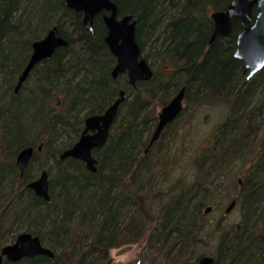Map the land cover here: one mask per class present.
<instances>
[{"label":"trees","instance_id":"1","mask_svg":"<svg viewBox=\"0 0 264 264\" xmlns=\"http://www.w3.org/2000/svg\"><path fill=\"white\" fill-rule=\"evenodd\" d=\"M114 2L121 15L137 19V42L154 70L151 80L135 86L126 74L113 78L116 58L101 16L91 32L66 0H0V252L15 241L18 234L11 232L20 222L54 252V258L5 264H109L111 250L139 238H147L155 256L132 264H198L209 252L215 264H264V68L249 80L234 57L240 22L228 38L208 45L214 29L209 10H225L231 0ZM55 26L68 45L37 64L16 93L32 44ZM182 87L189 105L219 103L229 115L195 158L196 179L164 191L158 179L171 171L167 164L159 170L163 154L155 150L184 110L148 149L157 125L153 106L166 105ZM123 89L126 98L111 135L94 151L97 173L80 160L61 161L87 116L103 113ZM58 136L66 142L54 148ZM26 147L36 151L20 177L15 160ZM245 150L247 167L235 171L233 163ZM49 151L57 172L46 202L27 184L34 180L37 156ZM228 178L232 192L223 202L236 201L240 219L226 227L223 215L210 227L206 220L217 206L212 203L227 190ZM141 207L151 211L152 220ZM210 239L212 251L203 248Z\"/></svg>","mask_w":264,"mask_h":264},{"label":"water","instance_id":"2","mask_svg":"<svg viewBox=\"0 0 264 264\" xmlns=\"http://www.w3.org/2000/svg\"><path fill=\"white\" fill-rule=\"evenodd\" d=\"M69 9L84 13V25L94 31V19L101 12L108 34L105 42L111 53L116 58V65L112 71L116 79L122 74H127L130 83L135 86L137 82L149 81L153 77V70L147 59L141 57V49L137 42V20L132 15L118 19V7L113 0H66ZM257 8L256 15L253 14ZM214 21V31L210 38L209 46L220 38H228L240 22L243 25L242 31L238 34L237 45L234 57L243 62L244 73L247 79L253 78L264 68V0H232L226 10L217 11L211 14ZM68 41L60 34L58 27L52 28L47 35L33 43V55L27 68L20 75L16 92L27 80L33 68L42 61L51 59L55 51L66 47ZM186 97V87L180 91L164 106L158 114V123L151 137L148 149L156 144L165 128L173 123L183 111ZM126 94L120 92L118 99L113 102L102 114L90 115L85 119V128L79 140L73 147L65 150L60 155V160L74 158L85 163L91 173H97L98 161L93 156V150L102 148L108 141L111 128L115 123L120 106L125 100ZM42 150V145L38 147ZM34 147H26L20 150L16 157V164L21 176L24 175L33 155ZM38 197L50 201L49 194V173L43 171L40 176L28 184ZM236 205L231 202L226 213H230ZM208 209L207 212H209ZM45 255L54 258V252L43 246L38 236L30 233H21L15 242L3 247L0 254V264L18 262L24 258H35ZM198 264H215V258L204 255L199 259Z\"/></svg>","mask_w":264,"mask_h":264},{"label":"rangeland","instance_id":"3","mask_svg":"<svg viewBox=\"0 0 264 264\" xmlns=\"http://www.w3.org/2000/svg\"><path fill=\"white\" fill-rule=\"evenodd\" d=\"M213 11L214 10H209L208 15H210ZM165 64L166 63L161 65V70L163 72L167 70L166 66H164ZM155 66L156 65H154V68ZM158 105L159 106L156 107L153 106V110L156 116L158 115V112L161 111V108L163 106H161L160 104ZM261 105L264 106L263 104ZM228 112L229 111L225 110V107L219 103L215 106L204 104L189 105L185 101V109L182 117L176 122L174 126H172L168 130L165 138L155 150V153L163 154L162 158L160 159L162 161L159 164V170L161 166L167 164L168 170L171 171V175H169V178L165 179L164 177H160L158 179L160 180V184L163 186L164 191L165 189L167 191L168 188H172V186H174L176 182L187 185L192 183L196 179V169L193 166L195 158L201 155L211 145L215 130L227 118V116L229 115ZM262 135H264V127L262 130ZM58 140L59 141H56V145H53L54 148L57 147V145L61 146L66 142L65 138H59ZM36 149H38V147H36ZM52 154L53 153L49 151L48 154H46L45 152L44 154H42V156H37V159L35 160L31 168L33 179H36L44 169L48 170L51 178H53L52 175L54 176L56 174L57 168L55 164V158H53ZM249 155L250 150L249 152H246V150L243 151V153L238 156L236 161L233 163L232 169L238 171L240 168L247 167V159L249 158ZM231 174L232 173H226L227 177L229 178L232 177ZM229 178L226 179L227 181L224 184V187H226L227 190L225 192H222V197H219L216 202L212 203L217 206L211 213L210 218L206 220V223L209 224L210 227L218 224L219 220L223 218V215H225V217L222 223H224L226 227L234 225L240 219L239 210L237 208L232 210L229 214H226L225 209L229 202L228 200L227 202H222L223 200H225V195L232 192L231 182L229 181ZM222 179L224 178L221 175L220 180ZM2 192L5 191L2 190ZM141 210L143 211V216H146L148 220H152V213L150 210L148 211L144 207H141ZM153 217L155 218V215ZM148 220L145 221L147 222ZM22 224L23 223L21 222L16 224L14 226L15 230L11 233L17 235L24 232L26 230V227L24 226V224ZM139 239L134 243L123 244L118 248L111 250L109 264H132L136 263L139 260H143L142 258L150 259L151 257H154L155 255H153L154 251L152 250V248L147 249L146 247L147 238H143L142 240ZM12 241L13 240L10 239L7 244L12 243ZM205 243L207 245H205L203 248L212 251L213 242L211 241V239L206 240ZM209 255L212 254L209 252Z\"/></svg>","mask_w":264,"mask_h":264},{"label":"bare ground","instance_id":"4","mask_svg":"<svg viewBox=\"0 0 264 264\" xmlns=\"http://www.w3.org/2000/svg\"><path fill=\"white\" fill-rule=\"evenodd\" d=\"M66 6H67V5H66ZM208 17L210 18V20H212V18H211L210 15H208ZM212 22H213V24H214V21H213V20H212ZM139 47H140V49H141V46H140V45H139ZM32 55H33V51L31 52L30 58H31ZM52 57H53V56H52ZM52 57H51V58H52ZM29 60H30V59H29ZM28 63H29V61H28ZM28 63L26 64V66L24 67V69L27 68ZM34 68H35V67H34ZM34 68H33V70H34ZM33 70L31 71V73L33 72ZM19 78H20V77H19ZM116 79H117V78H116ZM18 80H19V79H18ZM129 83H130V81H129ZM130 84H131V83H130ZM131 85H132V84H131ZM121 91H124L125 94H126V90L123 89V90H120V92H121ZM38 147H39V146H38ZM103 147H104V146H103ZM42 149H43V146H42ZM97 149H100V148H96V149H94V150H93V153H94V151L97 150ZM38 150H39V149H38ZM43 171H46V169L42 170L41 173H42ZM41 173H40V174H41ZM27 187H28V185H27ZM222 202H223V201H222ZM230 204H231V203H230ZM230 204H228L227 207H228ZM227 207H226V209H227ZM226 209H225V213H226ZM234 209H235V207L233 208V210H234ZM210 210L212 211V207H210ZM226 214H227V213H226ZM228 214H229V213H228Z\"/></svg>","mask_w":264,"mask_h":264},{"label":"flooded vegetation","instance_id":"5","mask_svg":"<svg viewBox=\"0 0 264 264\" xmlns=\"http://www.w3.org/2000/svg\"><path fill=\"white\" fill-rule=\"evenodd\" d=\"M114 1V0H113ZM82 14H83V19H84V13L83 12H81ZM104 14H106V12L104 11V12H101V13H99L98 15H96V17L97 16H101L102 17V19H103V16H104ZM125 16H127V15H121L120 13H119V9H118V19L120 20V19H122L123 17H125ZM136 19V18H135ZM95 20V19H94ZM84 22V21H83ZM103 22H104V20H103ZM105 24V23H104ZM106 26V25H105ZM107 28V27H106ZM94 32V31H93ZM107 34H108V30H107Z\"/></svg>","mask_w":264,"mask_h":264}]
</instances>
